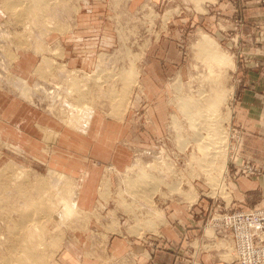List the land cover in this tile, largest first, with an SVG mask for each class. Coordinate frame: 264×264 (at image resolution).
<instances>
[{"label":"rangeland","instance_id":"rangeland-1","mask_svg":"<svg viewBox=\"0 0 264 264\" xmlns=\"http://www.w3.org/2000/svg\"><path fill=\"white\" fill-rule=\"evenodd\" d=\"M14 1L0 0V184L7 185L1 188L6 193L0 189V240L15 235L6 221L24 206L11 183L24 170L18 183L45 180L46 195L55 202L64 196L63 205L73 198L79 209L69 215L64 208L61 216L43 219L46 255L38 264H123L129 258L123 250L111 254V238L159 243L154 233L163 234L168 216L183 207H190L188 224L196 238L206 232L212 239L205 254L219 252L228 264L232 241L217 239L210 222L217 205L231 200L226 181L245 58L255 60L252 70L264 67L258 59L264 57V0H230V9L219 0H26V11L14 9ZM204 35L228 60L211 57L202 46ZM210 96L220 102L203 108L214 109L212 120L220 125L201 122L208 133L222 136L225 168L220 158L213 166L201 160L200 146H214L211 136L197 134L181 105ZM39 113L50 123L47 128L31 121ZM41 130L45 146L37 142ZM111 166L106 195L107 177L98 190V176L104 168L110 174ZM88 169L97 176L85 179L77 199V181L69 173ZM4 240L0 257L10 258ZM170 246L179 249L181 264H211L194 247L189 253Z\"/></svg>","mask_w":264,"mask_h":264},{"label":"crops","instance_id":"crops-1","mask_svg":"<svg viewBox=\"0 0 264 264\" xmlns=\"http://www.w3.org/2000/svg\"><path fill=\"white\" fill-rule=\"evenodd\" d=\"M219 1L229 9L232 6L230 0ZM15 2L16 1H14V3ZM60 5L65 6V4ZM10 11H12V7H10ZM74 25L73 28L75 30L78 27V24ZM233 26L235 27V25L230 24V28H233ZM261 45L264 48V41H262ZM258 59L264 61V57H259ZM244 62L247 63L246 67H248V70H246L244 74V84L241 87H237V105L233 117L235 132L229 162V183L226 181V188L230 192L229 197H231V200L229 205L225 199H223L221 203L226 204L229 207L248 211L264 208V67L262 70H252L255 60L252 59L251 63H249V57H246ZM25 106L29 109L30 113L31 106ZM36 119V117H33V119L30 120L35 123L34 126H39L40 129L41 127L50 125L40 113L38 120ZM54 127L55 126H52V128ZM51 132L52 131L50 130L47 131V133ZM45 134L46 133L42 131L41 138L37 141L38 144L46 145L44 141ZM95 141L98 143V138L94 140V143ZM11 142L15 143L14 141ZM71 158L74 159V156ZM90 160L95 164L101 163L99 162V158L94 155H90ZM113 166L115 167V170H117L116 166ZM114 167L111 166L107 168V172L110 174H106V168H104L103 173L98 176V190L104 178L107 177L106 185L104 186L103 184L106 195L109 194L110 182L108 181H110L111 174L113 173L112 169ZM92 176L96 177L97 174L94 171H91V169H88L81 174H78V172L69 173L70 178L73 179L74 177L75 180L79 182V184L76 182L75 186V193L76 191L78 192L76 195L77 199H82L80 193L83 191L82 186L85 179H89ZM189 212L190 207H183L174 210L173 214L168 216V223L167 225H164L166 226L165 229H163L164 232L161 230L163 234L154 233L155 237H152L154 242L158 241L159 243L152 244L145 240L141 241L140 239L132 242L130 239H127L128 237L125 235L119 239L117 237L111 238V247H109L111 254L116 256L119 254L120 250L125 251V256L129 259L123 264H181L178 256V254H180L178 251L179 249L174 250L173 247L170 246L178 244L181 251L187 250L189 253H193L189 247H194V253L196 255H201L199 257L200 260H205L208 256L206 255L208 253L205 247L212 241V239H206V232L201 238H196L193 226L188 224V220L192 218V215ZM157 236L159 237L157 238ZM164 237L167 241L164 244H161L160 238L164 241L166 240ZM115 238L117 241H120L122 246H119L118 242L114 241ZM113 243H115V245ZM104 250L105 249H103V251ZM212 252L213 254L211 253L208 256L209 259H212L211 264H224L222 263L219 252ZM103 255H105V253H103ZM229 255L232 258L228 264H233L235 259L233 250L230 251Z\"/></svg>","mask_w":264,"mask_h":264},{"label":"bare ground","instance_id":"bare-ground-1","mask_svg":"<svg viewBox=\"0 0 264 264\" xmlns=\"http://www.w3.org/2000/svg\"><path fill=\"white\" fill-rule=\"evenodd\" d=\"M40 2H42V1L39 0V3ZM15 3L16 4L12 5L13 8L14 7H18V6H21L19 8L27 6V5H25L26 4V0H17ZM39 3H35L33 7L34 8H39V5H40ZM44 3H45V1H44ZM44 3L41 4L43 7H45ZM7 7H8V5H7ZM14 9H16V8H14ZM21 10H25V8H22ZM28 10H31V9H28ZM32 10H34V9H32ZM205 37L207 38V36L204 35V38ZM206 38H205V42L203 41L205 44L202 45V46L204 48L208 49V52L210 53L211 57L216 58L218 61H226V60H228V57L220 55V54H217L216 50L214 49L212 44H210L211 41H207L208 38H207V40H206ZM122 77L123 76L121 75L120 78H122ZM74 84H76V82H74ZM74 84L72 83V85H74ZM76 85H77V87H80V86H78L79 84H76ZM74 87L76 88V86H74ZM78 89L79 88H77L76 90H78ZM218 99H219L218 97L215 98V97H211V96L207 97L205 99H201V100L199 98H197V99L189 98V100L182 101L181 105H182V108L184 109V111L186 112V114H188L190 123L192 124V126L196 130L197 134L199 136H201L202 138H204L205 140H207V138H209L206 135H210L211 136L210 143H212V145H214V146L211 149L208 146H206L205 144L200 146L201 149H202V153H203V156H202L201 160L202 161L204 160L207 164L213 166V164L215 163V160L220 158L222 160V162H223V163H221L220 167H222V168L224 167L225 168L226 163H227L226 159H227L228 156H227L226 149L223 148V144H222L223 138H222V136L221 135L217 136L216 133H210V132L208 133L209 129L204 128L205 124H203L204 122H201V119H204L208 123L212 122V126H214L215 129L220 125L221 120H219V119H216L214 121L212 120V117L214 115H216V114H214L215 110L214 109L207 110V109L203 108L204 106H207V105H215V104H217L218 103ZM219 102H220V99H219ZM204 131H207V134H204ZM206 143H209V141L208 142L206 141ZM196 156H199V155H196ZM23 171L24 170H21V172L19 173L20 176H13L12 177V181H14V182L11 183V184H13L12 185L13 188L18 193L20 201L23 203V205L22 204L21 205L24 206V208H22L20 211L17 210V214H18V217L16 216L17 218L16 217L15 218H9L6 221L8 223V225H9V223L13 224V227H11V225H10V229L12 231L11 230L8 231L9 230L8 229L9 226L7 227V229H8L7 231L9 232V234L12 235L11 232H13V235L14 234L15 235L12 238H8V240L2 239V240H4L6 242V244L5 243L4 244L6 246H8V248L11 249L12 254L10 253L11 254L10 258H7V257L4 258V256L0 257V264H36V263L38 264V263H41L38 260L39 259L41 260V257H43V255H46L45 251H42V249H41L42 248L41 246H43V244H44L43 243V239H44L43 237H45V230L43 229L44 228L43 224L46 221H49V220L51 221L55 216L57 217L59 213L61 214V212H62V214H63V210H65L66 208H68V210L66 209V212L68 211L69 215H73L75 212H77L79 210V209L77 210L76 202L73 200V198H71V200H68V202L66 201L65 204L63 205V204H61L62 203L61 200L64 198L63 195H62L63 198L61 196L62 199L60 198L61 200H58L56 202L53 200V198H52L53 196L51 197L49 195H46L45 194V193H47L46 192L47 191L46 185L48 183L45 180L40 181L37 185L36 184L35 185L31 184L30 180H29L30 184H28V185H26L25 182L22 183L21 181H20L21 183H18V181L23 178L22 177L23 176ZM7 177H9V176L7 175ZM12 181H10V182H12ZM25 181H27V183H28V180H25ZM6 187H7L6 184H0V189L1 188H6ZM9 187L10 186H8V188ZM176 189L177 188H174V190H176ZM57 191H58V188H57ZM1 192L2 193L3 192L6 193V191H2V189H1ZM1 192H0V194H1ZM60 194H62V193L60 192ZM66 195H68V194H66ZM21 197H22V199H21ZM58 197L56 198L54 196V198H56V199H59ZM71 197H73V196L71 195ZM196 197H197V195H195V196L192 195V197H189V199L194 201V199H196ZM71 212H74V213L72 214ZM161 213L162 212L156 213V216L162 215ZM66 214L67 213H65V215ZM69 215H67L66 217H68ZM161 218H163V217H161ZM43 219H47V220L45 222H43ZM1 229H3V228H1ZM3 235H4V233H3ZM3 238H5V237H3ZM2 240H0V243H3ZM55 241H57L56 238L52 239V242H55ZM55 243H53V244H55ZM44 246H45V244H44ZM43 258H45V256ZM42 263H43V261H42Z\"/></svg>","mask_w":264,"mask_h":264},{"label":"built area","instance_id":"built-area-1","mask_svg":"<svg viewBox=\"0 0 264 264\" xmlns=\"http://www.w3.org/2000/svg\"><path fill=\"white\" fill-rule=\"evenodd\" d=\"M211 227L216 238L231 239L233 264H264V208L241 210L218 204Z\"/></svg>","mask_w":264,"mask_h":264}]
</instances>
